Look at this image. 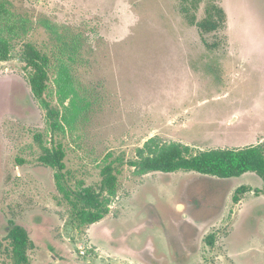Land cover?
Returning a JSON list of instances; mask_svg holds the SVG:
<instances>
[{"label":"rangeland","instance_id":"374dc122","mask_svg":"<svg viewBox=\"0 0 264 264\" xmlns=\"http://www.w3.org/2000/svg\"><path fill=\"white\" fill-rule=\"evenodd\" d=\"M5 1L3 32L13 46L0 61V264H11L10 222L30 234V264H151L153 256L164 264L192 224L198 227L182 242L186 254L166 264H264L256 174L232 185L185 170L140 173L128 164L150 140L188 145L189 155L264 147V0H221L227 27L203 36L178 0ZM204 16L202 4L197 17ZM26 42L50 57L44 98L58 110L56 128L32 92L21 57ZM37 136L65 150L66 188L99 190L104 166H118L120 186L101 221L72 224V205L57 170L40 161ZM241 183L251 190L235 202ZM172 205L180 212L174 220ZM211 232L214 245L206 242Z\"/></svg>","mask_w":264,"mask_h":264},{"label":"trees","instance_id":"16d2710c","mask_svg":"<svg viewBox=\"0 0 264 264\" xmlns=\"http://www.w3.org/2000/svg\"><path fill=\"white\" fill-rule=\"evenodd\" d=\"M178 2L181 14L190 25H197L200 28L202 36L227 27L228 13L221 0H178ZM202 4L205 5V16L199 20L197 12ZM7 13L6 1L0 0V61L9 60L12 53L11 38L3 32L2 25V19ZM217 45V42L207 43V47L211 49ZM21 57L30 68L29 81L32 92L47 107V114L51 121L55 117V122L53 120L51 123L52 127L56 128L58 110L50 108L44 98L49 79L50 57L32 42L24 44ZM59 83L61 91L65 93L68 83L64 79L59 80ZM36 139L41 147L40 161L57 170L56 178L59 179V187L64 191L66 200L72 205V224L83 227L101 221L110 212V198L117 194L120 186L118 166L112 163L104 166L99 190L91 187H82L77 190L66 188L63 172L66 167L65 150L61 146H47L40 136ZM146 149L149 150L147 154H145ZM189 151L188 145L180 143H171L166 146L153 145V141L150 140L145 147L139 148L140 158L129 160L128 164L137 168L140 173L153 171L172 173L185 170L217 178L240 177L246 173H253L262 182L261 187L254 191L264 193V147L261 145L244 148H212L199 151L194 155H189ZM118 165H124V160H121ZM249 190L251 187L247 185L239 186L234 196L235 202L239 200L238 197L241 194ZM7 230L11 264H30L28 251L34 243L28 230L15 222H10ZM210 243L212 244V240Z\"/></svg>","mask_w":264,"mask_h":264},{"label":"flooded vegetation","instance_id":"af4514ba","mask_svg":"<svg viewBox=\"0 0 264 264\" xmlns=\"http://www.w3.org/2000/svg\"><path fill=\"white\" fill-rule=\"evenodd\" d=\"M245 179V177H230V178H219V180H224V181H230V182H232V185H234L237 181H239V180H241V181H243ZM241 184H243V183H241ZM243 185H245V184H243ZM241 186V185H240ZM237 190V189H236ZM246 193V192H245ZM179 201H182V202H185V204H186V200H182V199H179ZM264 202V201H263ZM259 204H261L262 206H264V203H259ZM177 206H179V204H176V207ZM183 207H184V204H183ZM171 210H172V213L170 214V217H171V219L172 220H174L173 219V217H178V215H175V214H178V213H180V212H178V210L176 209H174V206L172 205L171 206ZM202 212H204V211H202ZM181 215V214H180ZM183 218H184V220L186 219L184 216H182ZM213 220H209L208 222H206L205 223V226H204V228H203V231H204V229L209 225V223H211ZM177 224V223H176ZM257 224V222H254V224L252 225V226H255ZM191 227H184V229H182V231L179 233V236L177 237V241H176V243L173 245V246H171V252H170V255H169V257H165L164 258V264H166V263H170V261H171V259L170 258H177V256H183L184 254H186L185 252V250H183V247H182V242L184 241V242H188L189 241V238L188 237H190L191 236V230L193 231V230H195L197 227H195V229H194V225L192 224V225H190ZM173 231L174 232H178V229H176V230H174L173 229ZM193 233V232H192ZM199 236V235H198ZM246 236V235H245ZM244 236V237H245ZM195 237V236H194ZM214 237H215V235H214V233H209V234H207V236H206V242L209 244V245H214V242H215V240H214ZM248 237H245L244 239H247ZM192 239V238H191ZM249 239V241H248V244L250 243V238H248ZM210 240H212V244L210 243ZM93 246H95V245H97V243L94 241V240H92L91 239V242H90ZM139 251H142V250H140V249H138ZM137 250V251H138ZM136 253V252H135ZM251 253V252H250ZM159 260H161V258L159 257ZM176 261H177V259H176ZM149 262L151 263V264H156V263H158V260H156L155 259V256H153V260H152V258H151V261L149 260ZM162 261H160V263H161ZM178 262V261H177Z\"/></svg>","mask_w":264,"mask_h":264},{"label":"built area","instance_id":"2783aa9c","mask_svg":"<svg viewBox=\"0 0 264 264\" xmlns=\"http://www.w3.org/2000/svg\"><path fill=\"white\" fill-rule=\"evenodd\" d=\"M81 253H82V255H84L85 253H86V250H81Z\"/></svg>","mask_w":264,"mask_h":264}]
</instances>
